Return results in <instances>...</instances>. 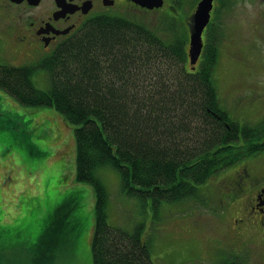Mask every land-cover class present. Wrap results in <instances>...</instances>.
I'll list each match as a JSON object with an SVG mask.
<instances>
[{"label":"trees","instance_id":"16d2710c","mask_svg":"<svg viewBox=\"0 0 264 264\" xmlns=\"http://www.w3.org/2000/svg\"><path fill=\"white\" fill-rule=\"evenodd\" d=\"M185 33L167 40L138 18L95 19L38 63L48 91L34 86L33 68L0 65V89L26 106L55 107L75 126L76 179L96 192L94 264H154L140 228L109 225L100 169L116 170L123 192L152 200L156 215L166 203L207 206L202 186L237 164L264 169V119L241 123L223 104L213 34L199 67L187 68Z\"/></svg>","mask_w":264,"mask_h":264},{"label":"rangeland","instance_id":"374dc122","mask_svg":"<svg viewBox=\"0 0 264 264\" xmlns=\"http://www.w3.org/2000/svg\"><path fill=\"white\" fill-rule=\"evenodd\" d=\"M233 10L236 18H227V12L221 17L226 29L219 31L215 79L231 114L252 125L264 119V0ZM130 14L163 39L172 40L184 30L168 14ZM8 26L0 15V65L36 63L9 52ZM195 65L199 67V60ZM195 65L188 56L187 68ZM33 82L40 90L50 88L42 69L34 72ZM238 101L244 104L240 109L235 107ZM62 117L53 107L23 105L0 89V264H94L96 192L92 184L76 179L75 126ZM255 166L259 176L262 167ZM98 175L108 191L109 225L128 232L140 228L154 264H264V235H255L263 230L251 224L242 230L234 227L237 207L221 215L219 208L225 205L218 184L224 173L202 186L207 206L166 203L157 215L152 200L123 192L116 170L105 167ZM250 202L244 198L243 206Z\"/></svg>","mask_w":264,"mask_h":264},{"label":"flooded vegetation","instance_id":"af4514ba","mask_svg":"<svg viewBox=\"0 0 264 264\" xmlns=\"http://www.w3.org/2000/svg\"><path fill=\"white\" fill-rule=\"evenodd\" d=\"M161 8L149 10L134 0H0V15L8 24L11 44L9 52L15 56H24L34 60L54 55L58 47L76 37L84 27L98 18L128 17L132 12H159L168 14L183 26L190 41V24L199 0H163ZM250 0H230L227 4V18L231 14L236 18V9L249 5ZM224 0H215L211 20L203 33L204 42L213 34V45L219 50V31L225 30L224 23L218 16L225 7ZM261 28L264 27V12L261 16ZM5 43V42H4ZM246 164V163H245ZM243 164L235 174L226 175L220 181L222 204L219 214L228 216L235 207L234 227L253 225L264 235V169L255 174L254 166ZM222 190V191H221ZM244 198L251 202L244 207ZM234 207V208H233ZM257 230V229H256ZM250 233V231L248 232ZM253 233V232H251ZM251 238L254 235H249ZM241 237V235H240Z\"/></svg>","mask_w":264,"mask_h":264},{"label":"water","instance_id":"95a60500","mask_svg":"<svg viewBox=\"0 0 264 264\" xmlns=\"http://www.w3.org/2000/svg\"><path fill=\"white\" fill-rule=\"evenodd\" d=\"M135 2L139 3L142 6H147L149 8L154 7H162L163 0H134ZM213 1L214 0H202L199 5L198 9L193 17V26L191 27V44H190V58L191 64L195 65L203 50V39L202 35L203 32L210 22L211 18V11L213 8Z\"/></svg>","mask_w":264,"mask_h":264}]
</instances>
